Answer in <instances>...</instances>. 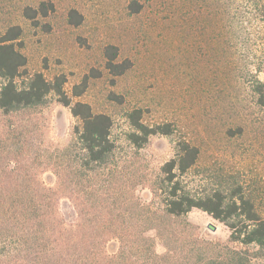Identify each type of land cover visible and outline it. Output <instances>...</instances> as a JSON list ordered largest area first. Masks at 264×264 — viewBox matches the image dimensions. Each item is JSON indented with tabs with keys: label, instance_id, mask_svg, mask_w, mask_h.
<instances>
[{
	"label": "trees",
	"instance_id": "1",
	"mask_svg": "<svg viewBox=\"0 0 264 264\" xmlns=\"http://www.w3.org/2000/svg\"><path fill=\"white\" fill-rule=\"evenodd\" d=\"M195 5L198 39L201 42L206 32L207 55L216 73L217 63L224 64V90L235 91L233 82L241 81L251 93L253 107L264 111V0H196ZM128 9L137 13L141 5L131 1ZM54 11V3L44 0L36 7H24L23 16L47 32L49 24L40 20ZM67 20L75 27L82 16L71 9ZM21 35V27L12 25L0 36V264H257L264 260V212L255 209L241 185L194 192L184 177L200 151L184 138L176 140L173 156L146 178L138 151L150 137H170L173 129L170 124H146L141 109L127 114L131 128L127 139L135 158L115 160L111 117L72 100L85 91L89 76L69 94L64 74L51 80L40 72L28 74ZM103 58L113 78L132 67L129 59L117 60L114 45L104 47ZM49 96L78 122L63 149L45 154L44 161L54 173L52 185L34 173L36 157L27 142L20 141L31 130L22 129L18 119V114L39 107ZM109 98L123 100L113 93ZM242 132L243 125L238 124L224 135L233 138ZM138 187L148 190L150 202L135 197ZM63 199L70 202V220L60 209ZM192 209L227 228L225 245L192 235L191 229L197 228L185 220ZM149 231L163 241L164 254L155 252Z\"/></svg>",
	"mask_w": 264,
	"mask_h": 264
},
{
	"label": "rangeland",
	"instance_id": "2",
	"mask_svg": "<svg viewBox=\"0 0 264 264\" xmlns=\"http://www.w3.org/2000/svg\"><path fill=\"white\" fill-rule=\"evenodd\" d=\"M40 1L44 0H0V36L8 27L20 26V51L27 59L28 74L40 72L47 80L64 74L69 94L85 75L89 76L85 91L72 100L111 117L115 160L135 158L136 151L127 139L131 132L127 114L141 109L146 124H170L173 129L170 137H150L138 151L146 178L173 156L176 140L184 138L200 151L197 163L184 177L194 192L231 190L241 185L255 209L264 212V111L253 107L251 93L241 81L233 82L235 91L228 94L224 90L223 62L217 63L216 73L207 55L206 32L201 42L198 39L196 0H49L55 11L40 20L49 24L47 32L33 27L23 16L24 7H36ZM131 1L141 5L139 12L128 9ZM71 9L82 16L75 27L67 20ZM107 45L118 48L117 60L132 63L120 77L113 78L104 68L103 49ZM92 70L99 72L97 77H92ZM111 93L121 96L122 102L110 99ZM26 112L18 114V119L22 129L31 132L20 141L27 142L36 157L34 173L52 185L54 173L44 161L45 154L63 149L78 122L53 96ZM18 119H14L17 125ZM238 124L243 125L242 134L225 137L224 131ZM135 197L144 203L151 199L148 190L140 187ZM60 209L68 220L72 218L68 200H61ZM185 220L197 228L191 229L192 235L220 246L226 244L227 228L206 213L192 209ZM208 224L216 229L211 231ZM147 234L155 240V252L164 254L163 241L154 231ZM256 263L264 264V260Z\"/></svg>",
	"mask_w": 264,
	"mask_h": 264
},
{
	"label": "water",
	"instance_id": "3",
	"mask_svg": "<svg viewBox=\"0 0 264 264\" xmlns=\"http://www.w3.org/2000/svg\"><path fill=\"white\" fill-rule=\"evenodd\" d=\"M208 229H210L211 231H214L216 229V227L212 224H208L207 225Z\"/></svg>",
	"mask_w": 264,
	"mask_h": 264
}]
</instances>
